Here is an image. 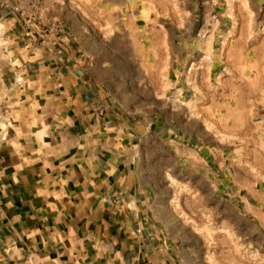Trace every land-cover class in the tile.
Instances as JSON below:
<instances>
[{
  "label": "rangeland",
  "instance_id": "rangeland-1",
  "mask_svg": "<svg viewBox=\"0 0 264 264\" xmlns=\"http://www.w3.org/2000/svg\"><path fill=\"white\" fill-rule=\"evenodd\" d=\"M4 6L39 44L71 46L134 118L138 185L173 264H264V0Z\"/></svg>",
  "mask_w": 264,
  "mask_h": 264
},
{
  "label": "crops",
  "instance_id": "crops-1",
  "mask_svg": "<svg viewBox=\"0 0 264 264\" xmlns=\"http://www.w3.org/2000/svg\"><path fill=\"white\" fill-rule=\"evenodd\" d=\"M0 22V264H173L138 185L134 118L64 40L39 44L7 6Z\"/></svg>",
  "mask_w": 264,
  "mask_h": 264
}]
</instances>
